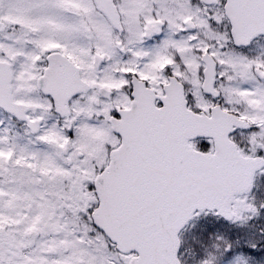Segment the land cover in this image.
<instances>
[{
  "label": "snow or ice",
  "instance_id": "obj_1",
  "mask_svg": "<svg viewBox=\"0 0 264 264\" xmlns=\"http://www.w3.org/2000/svg\"><path fill=\"white\" fill-rule=\"evenodd\" d=\"M0 264H264V0H0Z\"/></svg>",
  "mask_w": 264,
  "mask_h": 264
}]
</instances>
